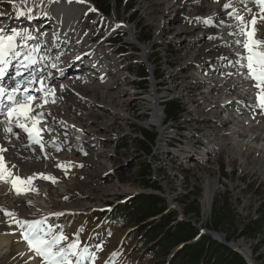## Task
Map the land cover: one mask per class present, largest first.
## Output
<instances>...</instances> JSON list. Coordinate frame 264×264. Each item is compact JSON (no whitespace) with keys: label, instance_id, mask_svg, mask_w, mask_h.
<instances>
[{"label":"bare ground","instance_id":"1","mask_svg":"<svg viewBox=\"0 0 264 264\" xmlns=\"http://www.w3.org/2000/svg\"><path fill=\"white\" fill-rule=\"evenodd\" d=\"M14 1L18 4L22 0ZM154 1L152 8L159 6L162 12L156 25L162 45H158L148 60L144 54L154 43L153 38L140 43L137 38L141 29L137 34L118 17L115 27L120 31L126 30L121 40L114 41L113 35L108 36L110 29L102 34L95 26L93 28L99 31L98 35L103 37L90 44L86 39L73 38V35L62 38L82 21L85 12L82 8L93 5L92 0L84 4L76 0L72 3L58 0V5L55 4L57 9L53 12L55 18H38L37 27L43 32L39 36L42 46L53 44L56 39L55 45L60 49L51 60V64L60 69V73H54L52 78L57 99L41 109L48 126L46 152L42 154L36 150L13 161L17 175L34 177L38 169L44 175H51L57 172L58 165L74 164L78 166L76 175L79 174L78 178L82 180L86 176L81 175V169L88 170L91 166L88 162L95 161L101 169V176L96 178L98 184L114 183L120 179L128 183L130 179V183L134 182L141 191H150L161 197L170 209L177 207L181 211L178 202L187 194L176 198L175 189L168 182L162 179L160 185L156 168L161 166L163 174L169 168L180 169L171 171L194 177L197 176L192 171H197L207 176L205 203L202 200L201 203L206 206H203V214L211 218L209 208L215 192L223 189L218 183L217 163L220 180L225 184L228 179H236V186L245 187L243 194L264 200V161L261 159L264 157V117L254 111L253 92L244 75L226 74L221 65L235 53L237 19L230 18L228 13L235 9V14L244 15L248 10L243 11L242 2L238 0H222L223 4L231 5L232 9L227 10L212 0ZM23 3L28 2L23 0ZM27 10V17L34 15V8L27 7ZM5 18L4 15L0 17V25ZM204 20L213 24L202 22ZM57 22L61 31L53 35ZM51 23L55 27L53 30ZM258 29L264 39V26L258 24ZM145 59L148 64L144 69L148 73L143 74ZM72 67L74 72L77 68L76 73H68ZM61 73H68L67 77L61 79ZM172 102H177L180 109L173 116H168L167 106ZM124 121L131 122V126H125ZM147 134H154L155 139L150 141ZM54 144L64 146L65 150L56 151ZM151 144H156L153 150ZM145 145L148 149L144 148ZM28 157L29 162H26ZM230 160L233 162L229 164ZM252 165L261 166V171L256 173L257 169ZM28 166L29 170L26 169ZM143 166L149 167L147 180L151 186L148 189L133 180ZM251 170L253 175L256 174L255 178L250 175ZM77 176L63 184L73 182ZM47 196L42 188L30 199L26 194L14 197L6 183L0 182V209L18 212L26 219L31 218L30 215L41 217L51 212ZM196 202L201 207L200 197ZM55 205L65 209L68 204L58 201ZM232 209L239 230L235 240L246 235L249 227L264 221L262 208L259 209V218L247 217L246 221L243 215L241 228L236 209ZM180 220L200 227L189 215L180 217ZM213 233L217 239L227 241L225 234ZM235 240L232 242L234 247ZM9 246V239L2 243L1 256L9 253ZM239 249L250 255L244 243L239 244ZM248 259L250 264H256L253 257Z\"/></svg>","mask_w":264,"mask_h":264},{"label":"rangeland","instance_id":"2","mask_svg":"<svg viewBox=\"0 0 264 264\" xmlns=\"http://www.w3.org/2000/svg\"><path fill=\"white\" fill-rule=\"evenodd\" d=\"M24 1H28V3L27 4L23 3V0L19 2L18 4H16L14 0H0V17L3 15L6 16L7 14H10V13L19 14L21 11L26 12V5L29 9L34 8V10L37 13L47 12V14H52L54 12V9H57V5H58L57 4L58 0H56V2H53V0H24ZM107 1H108L107 3L110 6L109 7L110 18L118 17L119 20L121 21L124 20L126 23L128 20L130 28H132L137 34L140 29L142 31L143 28H145L144 26L148 25V27L145 29H147L149 34H145L143 30V34H140L139 40L141 42H147L151 39V37L153 38L154 43L151 46H149L148 52L144 54V57L147 60H148V57L150 59L153 52L156 51L158 45L159 46L162 45V43L159 42L160 39H158L159 38L158 33H157L158 30L156 28V25L158 23V18L162 14L159 6L156 7L155 9L152 8V6L155 4L154 0H123L122 3H120V0H107ZM84 8L85 7H83L82 10ZM87 8L90 10V13L92 14L91 6L86 5V9ZM90 17L92 19L95 18L94 15ZM152 17H155V19H153ZM135 18L138 19V22L137 23L134 22L135 24H131ZM150 19H153V20H150ZM6 21H8V19L3 20V22H6ZM94 23L95 22L91 23V26H90L91 28H93ZM55 27H57L58 29V22L56 23ZM0 30L4 31L3 26L0 28ZM27 32L32 33V30L29 31L28 29L27 30L23 29V34ZM125 35L126 33L124 32L118 35L117 38L118 37L123 38ZM52 36L53 35H51V37ZM141 53H142V50H141ZM76 69L74 72L73 67L69 68L68 73H76L77 72ZM150 73L152 72L150 71ZM124 123H126L125 126H131V122L129 121H124ZM165 139L169 140V138H165ZM177 140L179 141V139H175V141ZM261 159H263L264 161V157H261ZM27 160L29 161V158ZM247 161L251 162L250 160H247ZM231 162H233V160H230L229 164ZM88 163L91 165L89 166L88 170H85L84 168L81 169V172H82L81 175L86 176L82 180L78 178L79 176L78 174L77 178L73 182L65 183L59 186L58 188H52L47 185L39 186V190L43 188L46 195L49 196V197L47 196V202L50 204L51 207H53L54 209L58 208L55 205V203L58 201H64L68 204L67 206H64L65 209L66 208H70L72 210H75V209L83 210L84 209L86 211H89L91 208L104 207V205H106V203L109 201H112V204H114L115 202H119L121 199L129 195H131V197L127 200V202L140 195L155 196L150 191H146V192L141 191L140 188L137 185H135L134 182L130 183L131 182L130 179L128 183L127 181H123V179H120V180L115 181L114 183L104 182L102 184H98L96 181V178L97 176H101V169L99 168V163L95 161H90ZM252 166L255 169H257L256 173H259V171H261L262 169L261 166L259 167L257 166L258 168L255 167L254 165ZM215 167H216V171L219 173L218 183L220 182L219 185H221L223 189L221 188V190L219 189L218 191L215 192V195L212 200V204L209 209L211 210V208H213L212 206L215 204V201L217 199H220L222 197H227L229 200L228 201L229 207L231 209L232 208L236 209L240 227L242 226L241 220H242L243 215H244L243 220H246V221H248L249 219L247 217H258L259 218L260 216L259 209L261 210L262 208H264V200L252 197V195L250 194L249 195L243 194L242 189L245 187L238 186V185L236 186V184H238L234 182L236 181V179H233V181L228 179V182L226 183L227 184L226 185L223 182V180H220L221 172H219L217 163L215 164ZM219 167L220 169L222 168V163L219 164ZM26 169L29 170V166L26 167ZM169 169L170 170H168L166 173L163 174L161 166L156 168L157 182L160 185H161L162 179L165 180V182H168L170 186L175 189L173 190V192L176 198L187 194L186 196L181 198L180 201L178 202L179 203L178 205L182 208V210L180 211L179 208L176 207L175 211H173L178 216H183V218H185L186 215L184 213L185 208L182 205L183 203L189 204L191 200L196 201L198 197H200V203H201V200H202V203L204 202L203 201V196H204V191H205L204 187L206 184L207 176L206 174H200L197 171H192V173L195 174L197 177H194L193 175L187 177L184 174H179L176 171H171V170H180V169H175V168H169ZM39 171L40 169L37 170V172ZM253 173L254 171L251 170L250 175L253 178H255L256 174L253 175ZM70 180H72V178ZM26 195H29V193H27ZM202 203L200 205L201 206L200 208L202 209L201 218H196V217H191V216L190 218L194 220L195 222H197L200 228L204 229L208 225L210 217H207L205 216V214H203V206L205 205H202ZM122 205H125V204H122ZM257 205H258V209H256ZM21 206H23V203L21 204ZM231 211L234 212V210H231ZM206 214L208 215V213ZM231 216H232L231 213L228 212L227 218L230 219ZM97 220L98 219L95 217L85 222L86 220L84 216L77 217L75 219L72 229L68 231V234H65L67 235L68 243L69 244L73 243V241H71L72 237H75V238L79 237V241H80L79 245L86 244L90 234L92 233V231L96 229L95 226H96ZM61 223L62 221H60V225ZM45 224H47V227L50 226L53 232H55L59 228V226H57L54 222H49ZM263 227H264V224L261 228L257 226L255 227V225L253 226V228L257 230L255 231V233L253 232L254 237L250 235L251 234L250 231H248L247 233L245 231H242L243 233H246V235L239 237L234 242L235 246L238 247V250H237L238 254L242 256L246 264L251 263V261H249L248 259L249 256L253 257V260L255 261L256 264H264V228ZM67 228H69V225L67 226ZM79 228H81L82 230L80 233L77 232ZM225 233H221V234H225ZM50 238L51 237H49V239ZM8 239L11 242V246L8 247L9 253L6 256H1V252H0V264H43L42 258L36 256L34 251H31L29 249L28 244L22 238L21 231L17 227V225H13L11 222H8L6 218L4 217L3 213L0 212V248L2 246V243ZM231 240H232V237H231ZM108 242L114 244V247H117L118 242H119V236L117 234H111L108 239ZM241 243H244V245L248 247V250L250 252L249 256H247L244 253V251H240L239 244ZM66 247H67V244L64 242H61L60 244L57 245V249L66 248ZM93 249H94L95 260L93 261L90 259H86L84 261V264H106L105 257L109 251L103 250L102 252L103 255H102V254H99L98 248H93ZM90 252H92L93 254L92 250ZM132 253H134V251H131L128 255L129 261L126 260L122 264L131 263V261L134 260V256L138 258V255H136V253L134 254ZM115 256L116 254L113 257L109 258L107 261V264H113V263L118 264L119 260L114 262ZM72 260H73V264H75L76 258L72 257Z\"/></svg>","mask_w":264,"mask_h":264},{"label":"trees","instance_id":"3","mask_svg":"<svg viewBox=\"0 0 264 264\" xmlns=\"http://www.w3.org/2000/svg\"><path fill=\"white\" fill-rule=\"evenodd\" d=\"M93 1L99 9L109 14L110 6L107 0ZM122 2L123 0H120V3ZM134 20L137 21V18ZM143 30L145 34H149L145 28ZM141 73L144 74L143 71ZM179 109L177 102L169 103L167 115L173 116ZM147 138L153 141L155 135L149 134ZM144 148L148 149L146 145ZM148 175L149 167L143 166L137 172V177L131 178L145 187H150ZM228 201L227 197L215 201L207 225V229L213 232H226L227 242L231 237L234 239L239 235L236 215L231 211L233 209L229 207ZM183 207L186 216L201 217L196 201L183 203ZM228 212L232 215L230 219L227 218ZM176 217L163 199L150 195L137 196L125 205L115 207L108 215L105 221L106 229L102 232L104 243L99 242V245H102V250H112L114 244L108 242V239L111 234H117L122 239V247L118 251L128 256L125 248L130 247L138 255V258L134 256L133 264H246L242 256L229 246L210 235H200L199 230L191 223L177 221ZM263 224L264 221L256 223L255 227L261 228ZM249 231L254 237L257 230L249 227Z\"/></svg>","mask_w":264,"mask_h":264},{"label":"snow or ice","instance_id":"4","mask_svg":"<svg viewBox=\"0 0 264 264\" xmlns=\"http://www.w3.org/2000/svg\"><path fill=\"white\" fill-rule=\"evenodd\" d=\"M53 2H56V0H53ZM76 2L84 4L87 0H76ZM253 2L259 6L261 12L260 18L264 19V0H253ZM68 3H72V0H68ZM230 6V4H225L224 9H228ZM91 10L96 11L95 8ZM248 11L251 12V9ZM20 15H24V13L21 12ZM228 15L230 18H235L240 21L237 27L240 28V34L244 35L246 39L244 41L238 40L237 43H243L246 49L247 56L242 57V59H246L247 61L246 67L250 77L256 82L255 86L261 89V95L258 96L260 100L259 107L264 109V52L256 50L264 41H258L254 38L255 27H252L251 31L248 30L249 25L254 26L257 23V18L253 15L250 20H245L243 15L235 14V9L233 12L228 13ZM202 22L209 23L210 20H204ZM117 27H120V25H117ZM17 37H21L25 41L33 39V35L30 32L21 34L13 31L12 34L9 35L7 32L0 30V81L6 76V71L11 66L12 61H16L19 64V67L16 69L17 76L22 75L20 71L21 68L27 70L31 65L37 63L33 53L39 50L37 48H32L26 54H22V52L17 49L26 47V44L18 45L16 42ZM40 59H43V57ZM51 67L56 68L57 65L52 64ZM241 67H245V65H241ZM48 75L50 76L51 73H48ZM29 76H31V73H29ZM28 83L39 84L40 87L38 89H28L26 86H22L17 82L15 85L6 88L4 84L0 82V115L6 116L5 132L19 138V133L13 131L12 121L14 120L16 122V127L22 129L23 132L27 134V138L31 143L38 144L43 150L45 145L41 141L40 134L44 129L40 128L38 125L44 120V113L35 112V108L32 107V102L38 99L34 93L39 91L43 94L44 100L42 104L36 105V107H42L43 104L48 102L47 96L49 94L54 96L55 88L50 85H45L43 77L36 80L29 79ZM5 98L10 103L5 104ZM52 102L54 103L55 100L53 99ZM33 112H35V115L31 114ZM53 146L56 147L57 150H60L58 145L54 144ZM3 151H6V149L0 148V153ZM58 166L64 167L63 165ZM12 167H15V165ZM42 178L55 182V179L50 176ZM32 180L33 177H29L27 180L21 179L18 176L14 177L13 173L7 168L3 156L0 155V182L11 184L16 195L24 194L27 189L20 187V185L30 184ZM5 215L12 218L13 223L20 229L22 238L27 242L29 249L34 251L36 256L42 258L43 264H73L72 257L76 258L75 264H84L86 259L95 260V256L87 247L83 249L79 248L80 241L78 237L73 243L68 244L66 248L57 249V245L66 240L67 237H65L63 233L53 235V230L50 226L45 228V221L17 220L15 219V215L11 212H5ZM49 237L51 238L49 239Z\"/></svg>","mask_w":264,"mask_h":264},{"label":"built area","instance_id":"5","mask_svg":"<svg viewBox=\"0 0 264 264\" xmlns=\"http://www.w3.org/2000/svg\"><path fill=\"white\" fill-rule=\"evenodd\" d=\"M153 100H154V97H153ZM154 109H155V104H154ZM155 116H156V118H157V114H156V111H155ZM157 121H158V119H157ZM162 130L160 129V132H161ZM152 145V150H153V148L155 147V145L156 144H151ZM149 161V160H148ZM157 193V192H156ZM233 244V243H232Z\"/></svg>","mask_w":264,"mask_h":264},{"label":"water","instance_id":"6","mask_svg":"<svg viewBox=\"0 0 264 264\" xmlns=\"http://www.w3.org/2000/svg\"><path fill=\"white\" fill-rule=\"evenodd\" d=\"M215 240H217V241H219V242H221V243H223V244H225V245H228L227 242L224 241V240H220V239H217V238H215Z\"/></svg>","mask_w":264,"mask_h":264}]
</instances>
